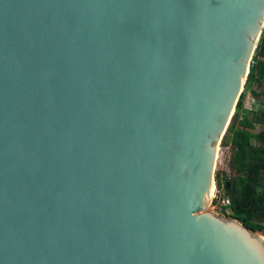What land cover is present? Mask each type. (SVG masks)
I'll use <instances>...</instances> for the list:
<instances>
[{
    "label": "water",
    "instance_id": "obj_1",
    "mask_svg": "<svg viewBox=\"0 0 264 264\" xmlns=\"http://www.w3.org/2000/svg\"><path fill=\"white\" fill-rule=\"evenodd\" d=\"M263 29L264 0H0V264H264L209 211Z\"/></svg>",
    "mask_w": 264,
    "mask_h": 264
},
{
    "label": "trees",
    "instance_id": "obj_2",
    "mask_svg": "<svg viewBox=\"0 0 264 264\" xmlns=\"http://www.w3.org/2000/svg\"><path fill=\"white\" fill-rule=\"evenodd\" d=\"M264 29L252 59L246 85L262 87L264 82ZM259 96L256 91H252ZM253 115V118L250 117ZM257 114L244 109V95L235 114L223 147L231 148L229 175L216 174L217 191H224L231 214L227 216L256 234H264V130L255 132ZM264 117V109L261 111ZM226 140V141H225ZM226 210H223L225 212Z\"/></svg>",
    "mask_w": 264,
    "mask_h": 264
},
{
    "label": "rangeland",
    "instance_id": "obj_3",
    "mask_svg": "<svg viewBox=\"0 0 264 264\" xmlns=\"http://www.w3.org/2000/svg\"><path fill=\"white\" fill-rule=\"evenodd\" d=\"M252 91H256L259 96H255ZM244 95V109H247L251 112L257 114L255 122L256 129L255 132L259 133L264 130V117L261 116V111L264 109V83L262 87L256 88L253 87L251 90V85H245L243 93ZM250 117L253 118V115ZM226 141V140H225ZM231 158V148L223 147L221 145L219 150V156L216 167V174L218 173H226L229 175V163ZM217 191V190H216ZM217 198L214 200L213 204L210 206L209 211L221 216L228 218L231 214V210L228 208L230 205L229 201H225L224 199V191L220 190L215 193ZM225 206V208H223ZM223 210H226L223 212ZM230 219V218H229ZM264 237V234L262 235Z\"/></svg>",
    "mask_w": 264,
    "mask_h": 264
},
{
    "label": "built area",
    "instance_id": "obj_4",
    "mask_svg": "<svg viewBox=\"0 0 264 264\" xmlns=\"http://www.w3.org/2000/svg\"><path fill=\"white\" fill-rule=\"evenodd\" d=\"M216 192H218V191H216ZM217 198V196H215V199ZM225 201H229V200H225ZM230 206V205H229ZM223 208H225V206L223 207Z\"/></svg>",
    "mask_w": 264,
    "mask_h": 264
},
{
    "label": "bare ground",
    "instance_id": "obj_5",
    "mask_svg": "<svg viewBox=\"0 0 264 264\" xmlns=\"http://www.w3.org/2000/svg\"><path fill=\"white\" fill-rule=\"evenodd\" d=\"M214 192H215V189H213V194H214ZM213 194H212V195H213Z\"/></svg>",
    "mask_w": 264,
    "mask_h": 264
},
{
    "label": "crops",
    "instance_id": "obj_6",
    "mask_svg": "<svg viewBox=\"0 0 264 264\" xmlns=\"http://www.w3.org/2000/svg\"><path fill=\"white\" fill-rule=\"evenodd\" d=\"M262 60H264L263 58H262ZM264 83V82H263ZM257 97V96H256Z\"/></svg>",
    "mask_w": 264,
    "mask_h": 264
}]
</instances>
